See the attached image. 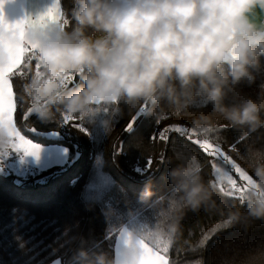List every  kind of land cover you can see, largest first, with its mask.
Instances as JSON below:
<instances>
[{
    "label": "clouds",
    "instance_id": "obj_1",
    "mask_svg": "<svg viewBox=\"0 0 264 264\" xmlns=\"http://www.w3.org/2000/svg\"><path fill=\"white\" fill-rule=\"evenodd\" d=\"M261 57L264 0H72L70 9L51 0L15 21L0 15V82L8 65L22 81L21 90L12 91V112L0 108V157L19 154L17 104L44 123L76 120L82 127L102 117L109 135L125 108L157 122L188 117L185 135L209 152H222L226 129L239 131L247 143L232 145L235 158L225 161L246 183L237 186L219 165L215 179H206L198 155L174 143L168 192L158 195L146 184L138 196L154 210V222L114 225L111 254L80 249L76 256L78 264H179L174 250L202 248L218 230L264 220V83L255 98L225 102L239 95L242 82H254ZM9 85L13 89L10 79ZM222 195L233 198L231 206L218 201ZM201 209L220 219L193 243L184 238L182 220ZM220 264H264V249L223 257Z\"/></svg>",
    "mask_w": 264,
    "mask_h": 264
},
{
    "label": "trees",
    "instance_id": "obj_2",
    "mask_svg": "<svg viewBox=\"0 0 264 264\" xmlns=\"http://www.w3.org/2000/svg\"><path fill=\"white\" fill-rule=\"evenodd\" d=\"M62 4L70 9L72 0H62ZM261 65L254 70V82H242L237 86L239 95L229 94L226 103L256 97L264 83V57ZM15 71L9 77L14 93H18L22 81ZM14 119L21 133L36 142L65 144L68 162L20 180L10 172H0V264H48L55 259L62 264H78L80 249L111 254L115 237L110 229L114 225L134 227L154 222V210L143 206L138 196L146 184L158 195L168 192L167 172L172 165L167 157L172 155L174 143L198 155L206 179H215L213 162L233 172L222 157H212L196 144L195 137L189 139L183 131L174 130L177 126L185 129L190 124L188 117L157 122L143 111L129 112L125 108L114 117L115 131L111 135L101 125L102 117L82 127H76V120L44 123L17 104ZM133 119L132 127L125 131ZM165 129L167 138L163 139L160 133ZM52 132L60 139L41 135ZM223 134L227 143L221 145L222 152L235 158L232 145L243 149L247 141L234 129H226ZM137 142H141L140 147L135 146ZM149 157L150 168L146 167ZM217 199L225 208L233 202L228 195ZM219 219L203 209L188 211L182 220L184 238L195 243ZM260 249H264V220L257 219L247 228L218 230L202 248L190 250L185 245L184 252L174 250L173 256L179 264L201 257L203 264H220L223 257L240 259Z\"/></svg>",
    "mask_w": 264,
    "mask_h": 264
},
{
    "label": "crops",
    "instance_id": "obj_3",
    "mask_svg": "<svg viewBox=\"0 0 264 264\" xmlns=\"http://www.w3.org/2000/svg\"><path fill=\"white\" fill-rule=\"evenodd\" d=\"M50 3L51 0H0V15H3L9 21H15L20 18H23L28 14L35 15L37 12L43 11L44 8ZM14 70L15 67L13 68V71ZM13 119H14V111H13ZM19 133H20V137H23L25 140H31L33 143L38 145L40 150L38 156H33L31 154H27V155L23 154L24 152L22 148L17 150V148L15 147V149L19 151V154L13 153L12 154L13 159L7 161L11 163L6 167L7 171L17 172L20 171V169L22 170L23 168L24 171L34 174L37 173L38 171L46 170L53 166L65 165L68 162V157H67L68 147L65 144L61 142L43 144L28 138L27 136L22 134L20 130ZM41 135L50 138L60 139V136L54 132L44 133ZM17 143H19V138L16 139L15 145ZM63 148L65 149V153H66L65 160L64 159L62 160ZM114 245H115V240H114ZM48 264H62V261L60 259H55Z\"/></svg>",
    "mask_w": 264,
    "mask_h": 264
},
{
    "label": "snow or ice",
    "instance_id": "obj_4",
    "mask_svg": "<svg viewBox=\"0 0 264 264\" xmlns=\"http://www.w3.org/2000/svg\"><path fill=\"white\" fill-rule=\"evenodd\" d=\"M49 12H51V9L49 10ZM22 23V22H21ZM13 71V65H8L5 67L4 69V74H3V78H2V82H0V108H2L5 112L11 113L14 107V102L12 99V87L9 85V73H12ZM134 123V119L131 120L126 128L125 131L129 130L132 127V124ZM78 127V126H77ZM177 132H184L185 133V129L180 128L179 126L175 127L174 129ZM35 131V129L33 130ZM168 129H165L164 132H161V138L166 139L167 137L165 136V132H167ZM153 139H155V134H153ZM196 144L200 145V147L210 156L212 157H222L223 160L225 161L227 159V155L223 152H216L215 150L209 152L207 151L203 145H201L198 141H194ZM15 147L17 148V150L19 149H23V152L26 154H31L33 156H38L39 153V146L36 145L35 143H32L31 140H25L23 137L19 138V143H17L15 145ZM216 164L213 162V167ZM152 166V158L149 157L147 159V165L146 167H151ZM236 171L240 174V176L243 178V173L240 172L239 169H236ZM237 191H239V189H237ZM231 195H235V193H230Z\"/></svg>",
    "mask_w": 264,
    "mask_h": 264
},
{
    "label": "rangeland",
    "instance_id": "obj_5",
    "mask_svg": "<svg viewBox=\"0 0 264 264\" xmlns=\"http://www.w3.org/2000/svg\"><path fill=\"white\" fill-rule=\"evenodd\" d=\"M31 130L33 131L34 129H31ZM33 132L37 133L36 131H33ZM57 149H59V148H57ZM62 151H63L62 160L63 159L65 160L66 159L65 149L63 148ZM67 157H68V155H67ZM11 159H13V155L12 154L10 156H8L7 158L0 157V172H3V173L4 172H10V171H7L6 167L11 164V163L7 162V161H10ZM232 169H233V172H229V174L232 176V178L234 180H236L237 186H239L242 183H246L245 181H243V178L235 170V168L232 167ZM10 173H12L18 180L34 176V174H35V173L32 174L30 172H26V171L23 170V168H22V170L20 169V171H17V172L12 171Z\"/></svg>",
    "mask_w": 264,
    "mask_h": 264
}]
</instances>
